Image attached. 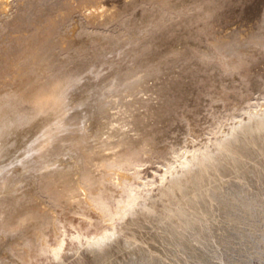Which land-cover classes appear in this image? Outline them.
Listing matches in <instances>:
<instances>
[{
    "label": "rangeland",
    "instance_id": "rangeland-1",
    "mask_svg": "<svg viewBox=\"0 0 264 264\" xmlns=\"http://www.w3.org/2000/svg\"><path fill=\"white\" fill-rule=\"evenodd\" d=\"M46 1L27 0L28 5L26 0H12L7 14L9 17L0 18V41L8 37L9 33L13 35L15 32L16 36L20 32L7 30L5 24L6 18H10L17 11L15 15L23 14L26 17L27 20L23 21L26 26L30 25L28 22L33 18H41L37 14L39 7L47 5L48 10L53 9L56 13L59 11L57 7L64 3L62 0L60 3L58 0ZM76 1L65 0L64 7L70 8L65 10L64 18L57 19L60 22L57 21L58 26L55 25L56 28L51 31L52 33L57 30L56 34H50V38H56L57 41L51 46L53 48L54 45L52 52L57 57V61H54L57 63L54 64L56 69L63 70L64 67L63 71H84L85 79L80 82L82 88H90L95 82L113 78L120 73H134L135 65L141 67L142 64V68L150 72L147 81L142 84L144 86L125 88L127 91L130 89L129 92H125L119 83L115 86V92H120L118 96L123 95L118 98V107L128 108V114L135 112L144 121L147 120V128L150 130L144 132L145 135H140L148 137L147 134L150 133L149 139L146 138L149 144L146 142V151L141 152L139 162L134 167L136 169L132 167L135 174L128 184L129 187L136 188H132L133 194L138 195L136 197L139 200H144V205L141 206H147V211L144 207H140V210L136 206L137 209L131 215L126 213L121 216L124 218L114 220L111 225L106 215L103 218L104 223L101 218L99 223L98 218L87 223L84 221L82 224L85 229L72 225L69 227L63 217L66 214H59L58 220L62 223L58 225L57 236L63 238L61 258H51L48 253H41L42 256L39 253L33 257L31 247L28 249L24 245L21 252L15 251L23 243L18 239H12L13 244L9 243L7 247L11 246L13 252L24 257L25 261L30 259L39 264H264V132H256L247 141L238 139L240 134L248 132L247 127L264 122V50L261 51L262 54L259 52L261 55L236 51L235 56L240 63L233 65L214 42L215 37L232 34L235 30H259L264 25V0H225V6L222 5L223 2L215 9L216 12L214 10L213 14L208 15L205 14L208 0H179L177 5L165 0H127L130 1V7L127 3L121 11L117 8L119 14L117 12V15L111 16L114 18H101L100 21L89 15V4ZM102 1L107 5H119L123 0ZM48 2L54 3L53 5L57 3V6L52 5V8ZM23 4L29 8V11L27 7L24 9L27 14L23 10ZM73 4L75 7H72ZM75 22V27L78 28L77 42L62 43L63 37L71 33ZM41 24L46 23L44 21ZM262 48L264 49V45ZM244 55L249 59H243ZM213 73L221 78L211 75ZM219 79L223 80L222 87ZM211 80L217 81V85ZM234 84L237 88H234ZM207 85L215 90L214 95L203 93L202 89L207 88ZM180 92L185 94V99L176 102L177 107V104H167L171 96ZM192 97L194 99L191 100ZM195 109L196 112L193 111ZM114 110L116 111L113 109L112 112ZM174 122L180 123L183 131L171 144L167 135L170 132L168 124ZM216 137H224L225 144L229 139L234 142L230 144L231 157L226 156L224 149H212ZM208 149L210 159H205L199 166L187 162V167L183 168L186 163L183 164L181 159L187 158L188 153L193 151L199 154V151ZM15 170L20 171L21 167L14 168L12 172ZM200 170L205 171L204 176L194 181V174ZM29 171L35 174V177H30L33 179L31 190H36V194H33V205L41 208L43 203H47L55 209L61 208L62 204L53 190V185L44 186L46 183L39 181L41 176L36 178L41 170L30 167ZM163 175L164 178L161 179ZM48 177L49 182L58 178L50 175ZM110 203L111 206L114 204L113 199ZM78 215L69 217L78 223L83 216ZM116 222H120L119 225ZM112 225L117 231L109 237L112 241L107 238L103 240V244H97V248L84 243L90 235ZM75 230L81 233L78 238ZM52 233L50 227V242L54 241L55 233ZM0 237L3 238L1 232ZM18 242L20 244H14ZM83 248L85 251H82ZM5 255V250L0 251V264H7L3 260Z\"/></svg>",
    "mask_w": 264,
    "mask_h": 264
},
{
    "label": "bare ground",
    "instance_id": "bare-ground-1",
    "mask_svg": "<svg viewBox=\"0 0 264 264\" xmlns=\"http://www.w3.org/2000/svg\"><path fill=\"white\" fill-rule=\"evenodd\" d=\"M11 1L12 0H0V18L1 16L5 18L9 13ZM58 1V3H60V0ZM62 1L64 3L61 7H57V10L59 11L56 13H54L55 11L53 9H49L50 11H52L50 12L47 5H44V7H39L40 11L37 14H39L41 18H33L30 22H28L30 23V25L25 26L23 24V21L26 19L23 14L15 15L18 13V11L14 15L12 14L10 18H6V28L7 30L12 31L20 30V34L18 33V35L15 36V32L12 35L11 33H9V31V36L4 38L3 41H0V232L3 236L2 239L0 237V251L5 250L6 257L3 260L7 264H39L36 261H30V259L29 261H25L24 257H19L13 252L11 246L7 247L9 243L13 244L11 241L12 239L23 241L21 246L18 249H15V251L18 250L21 252L24 245L27 246L28 249L31 247V253L33 257L39 253L40 255L41 253H48L51 258H61L63 251V238L57 236V231H59L57 230L58 225L62 223V221L58 220L59 214H66L63 217L69 224V227L70 225H72L76 228H84L82 224L84 221L85 223H87L91 222L93 219L96 220L98 218L99 223V218H101L103 221L105 215L108 217L107 219L111 225L113 224L114 220H117L122 215L126 213H129L131 215V213L134 212L135 209H137L136 206H139L138 208L140 209V207H142L141 205H144L142 204L144 200H139L136 197L138 195L135 196L133 194L132 188L135 187L130 186V189L128 184L129 181L133 179V175L135 174V171L131 170L132 167L134 168L136 166L141 152L146 151L144 146H146V138L149 139L150 133L147 134L148 137H140V135H145L144 132H149L150 130L148 131L147 128V120L144 121L135 112H132V114H128V108L123 109L118 107V98L122 97L123 95L118 96L120 92H115V86H117V84L119 83L120 86H122L121 88L124 90L125 88L128 89L136 87L137 85L144 86L142 84H145L150 72L142 68L143 65L141 63H137L139 65L141 64V67L135 65L134 73H123L122 75L120 73L118 75H114L113 78H107V80L104 79L103 81H101V79L100 82H95L90 88H82L80 86V82H83V80L85 79L86 74H83L84 71H77V69L76 71L75 69L74 71H66V69L65 71H63L64 67L63 70L56 69V67H54V64L57 63H54V61H57V57L53 56L52 51L54 50V45L53 48H51V46L54 42L57 41H55L56 38L55 40L53 38L51 39L50 34H56L57 30L52 33L51 31H54V29L56 28L54 26L58 21L57 19H60L61 17L64 18L65 10L67 9L68 11L70 8L69 4L67 5L69 6V8L64 7L65 0ZM68 1L71 2L72 0ZM78 1L82 4H89V15L92 17V19H97V21H100L101 18H106L107 20L108 18L110 19L112 15H117V12L119 10L121 11V8L125 7L127 3L129 4L130 2L127 0H123L119 5L118 3L107 5L102 0ZM165 1L171 2L175 5H177V3L179 2V0ZM224 1L225 0L206 1L209 3L205 4V12H207L205 14L208 15L209 13H212V11L218 8V6H220ZM181 2L183 3V1ZM225 2L222 5L225 6ZM25 3H27V0ZM40 4H42V2ZM53 4H50L51 7ZM76 4V6L78 7V2ZM24 5L25 4L22 5L23 10L25 9V7L28 8V6L24 7ZM73 5L72 7H75V5ZM128 6L130 7V4ZM117 8L120 9L117 11ZM20 10H22V7L20 8ZM72 11L70 10V12ZM70 12H68V14ZM29 13L30 12H28V14ZM112 18H114V16L111 17V19ZM44 21L46 24H41ZM59 22L60 21H58V23ZM75 26L76 22L72 25L71 33H67L66 37H63L62 43L69 42L71 44L72 42L73 44L75 41L77 42L76 29L78 28ZM260 29V32L256 29H251L247 32H244L242 30H235L232 34L230 33L215 37L214 42L217 48L221 50L223 54H226L225 56L228 57L227 61L229 63L238 65L240 62L235 56L236 51L241 53H248L250 55V53L259 54V52L264 50L262 48V46L264 45V25L261 26ZM256 43H259L260 46H257ZM12 45H14V47ZM262 53L263 52H261V54ZM210 55L211 54H209V56ZM238 57L241 58V56ZM242 57L243 59L244 57L246 58L245 55ZM71 70H73V68H71ZM211 75L215 76L216 73L215 75L214 73ZM217 78H221V76H217ZM222 81L220 80L221 87ZM225 81L226 80H224V82ZM210 82L208 84H210ZM212 82L215 83L217 81ZM240 83L238 82V84ZM215 85H217V83H215ZM210 86L211 85H207V88H203V93L214 95L215 90L211 88L213 84L211 87ZM234 88H237L235 84ZM129 91L125 90V92ZM127 94L129 95V93ZM183 98L185 99V94L183 92H180L178 95L171 96L167 101V104L175 105ZM192 99H194V97H192L191 100ZM177 106L178 104L175 105V107ZM168 107L170 106L168 105ZM113 109H116V111L114 110L115 112H112ZM211 110L213 111V109ZM193 111L196 112V109ZM262 112L261 114H263ZM208 115L206 116L209 118L210 115ZM238 124H240V122ZM168 126L170 127V132L166 134L168 135V139L172 144L176 141L177 138L181 136L183 128L180 123L175 122L168 124ZM246 130L248 131L247 133L244 132L240 135L238 133V139H245L247 141L249 138H252L253 135L256 134V132H264V122L253 124L252 126L247 127ZM132 131L137 133H132ZM229 133L227 132V135H229ZM234 134H236V132ZM216 138L217 139L214 142L212 141V149H224V153L227 157H229L232 153L230 150V144H234V142L229 139L227 140L228 143L225 144L223 142L224 137ZM203 146V148H205V145ZM209 149L205 151H199V154L197 152L196 154L193 151L191 153H188V155H186L188 156L187 158L185 157L184 159H181L183 164L186 163V166L183 165V167L182 164L181 166L183 168H186L187 162L191 163V165L197 164L199 166L205 159L211 158ZM11 150L12 152H10ZM194 150H196V148ZM16 167H21V170H15L12 172V170H14V168ZM30 167L41 170L39 171L40 173L36 175V178L41 176V178L39 177V181H41V183H46V185L44 186H49L50 184L53 185V190L56 191L59 198L58 200L62 204V206L58 204L61 208L55 209L47 203L44 204V199H41V197L40 199L43 201L40 202L43 203V207L40 208L33 205V194H36V190H31V183L33 182V179H30V177H35V174L31 173L32 169L31 171H29ZM191 168L193 167L191 166ZM172 170L174 169L172 168ZM184 172H186V170ZM204 173L205 171L202 170H200L198 173H195L193 180L195 181L197 179H201L204 176ZM49 175L52 177L56 176L58 178H54L53 180H51V182H49V180L47 179ZM163 178L164 175L161 176V179ZM136 179H138L137 176ZM144 195L147 196V194ZM37 196L39 197V195H36V197ZM111 199H113L114 201V204L112 206L110 203ZM54 206H56V204ZM144 209L147 211V206L146 208L144 207ZM74 214H79L78 217L80 215H83L81 216L78 223L76 221L73 222L70 218L71 216H74ZM63 217L61 216V218ZM121 218H124V216ZM119 223L117 224L116 222L117 225H119ZM106 224L103 225V227L106 226ZM50 227L53 231L52 234L55 233L53 242H50L48 240ZM74 232L77 238L81 234L78 230H75ZM116 232L117 231L114 229L113 225L112 227H105L102 231H98L97 234H88L90 236L84 243L90 244V246L92 244L93 246H96L95 248H97V244H99L100 242L102 243L103 240L105 241V239L107 238L110 240L109 237H112L113 234L115 235ZM119 238L121 237L119 236ZM14 244L17 245L20 244V242ZM83 249L82 251H85V249Z\"/></svg>",
    "mask_w": 264,
    "mask_h": 264
}]
</instances>
